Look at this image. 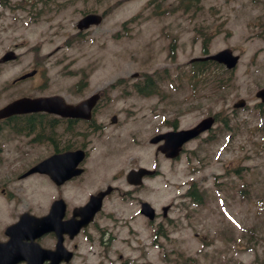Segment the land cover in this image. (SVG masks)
<instances>
[{"label": "rangeland", "instance_id": "rangeland-1", "mask_svg": "<svg viewBox=\"0 0 264 264\" xmlns=\"http://www.w3.org/2000/svg\"><path fill=\"white\" fill-rule=\"evenodd\" d=\"M11 1L27 6L12 12L0 7V53L10 43H18L21 56L16 67L9 65L0 77V108L22 96L59 94L74 101L106 90L112 102L98 114L109 125L100 142L109 144L112 155L90 160L89 174L99 168L100 177L112 184L110 176L122 168H151L155 162L160 167V175L148 180L137 196L159 210L171 202V219L152 226L138 222L140 246L127 247L128 230L118 227L108 264H120L116 259L121 253L126 264H264V108L255 97L264 87V7L253 0H200L197 15L191 17L181 11L169 12L176 0H161L160 11L166 13L160 16H155L158 8L150 0ZM107 7L109 14L102 24L77 35L76 24L83 12ZM4 26L13 27L6 32ZM208 35L209 53L224 48L242 53L229 88L222 93L224 98L212 96L209 85L203 86L209 71L195 76L189 65L192 58L201 56L202 37ZM171 44L177 47L175 59L170 57ZM35 68L38 72L32 79L2 89L5 79H13L16 71L21 75ZM141 74L153 77L157 95L136 92L133 85ZM119 83L125 86L112 87ZM239 98L246 99L247 106L235 111L233 104ZM128 111H132L130 116ZM116 112H121L119 128L110 125L109 116ZM217 112L226 122L216 125V139L190 143L181 161L155 155L156 146L149 140L170 129L171 120L187 128ZM6 141L0 142L5 149L0 160V190L6 188L20 199L18 211L32 204L39 210L41 192L52 191L50 182L43 177L41 181L40 176L27 180L11 176L27 170L28 160L36 162L46 146L34 144L29 156L15 159L18 153ZM97 141L93 136L92 142ZM90 175L87 184L91 189L69 187V193L85 199L102 185L98 179L90 180ZM192 179L202 203L184 202L177 196ZM135 201L128 202L130 209H114V218L129 219L131 215L124 211L132 213ZM182 203H188V208ZM12 219L11 212L0 205V224ZM92 233L97 237L95 230ZM96 260L93 256L90 264Z\"/></svg>", "mask_w": 264, "mask_h": 264}, {"label": "flooded vegetation", "instance_id": "flooded-vegetation-1", "mask_svg": "<svg viewBox=\"0 0 264 264\" xmlns=\"http://www.w3.org/2000/svg\"><path fill=\"white\" fill-rule=\"evenodd\" d=\"M103 14L106 13V10L102 12ZM10 50H17V45H12L5 51ZM14 65L16 67L17 65V59L16 60H9L5 63L0 62V77H4V70L7 69L9 65ZM11 79H6V81H10ZM18 73L15 72L13 76L12 83L14 85L18 84ZM45 116V124L44 127L45 131H49L46 133V140L48 145V153L46 157L51 156L52 154H61V153H68V152H74L77 150H85L86 156L89 158L91 153V145L92 144H84L82 141V132H83V124L84 120L78 119V118H65V117H53L51 118L50 115L44 114ZM87 125H95L96 120L93 118L89 122L86 123ZM0 128L4 129L6 133H10V135L17 134L19 131L22 130L23 135L29 136L35 128V116L34 114H28V115H17L8 119H4L0 121ZM16 149V147H14ZM112 179L116 181L115 185L110 187L111 193L107 195V197L104 199V206L106 205L109 197H115L114 201H119L118 205H121L124 203L123 201L126 199L133 198L137 201V204H141V200L137 196V193L141 191V189L144 187L145 183L142 185H131L128 180L126 179V175H123L121 173L113 175ZM75 181L77 180L74 179ZM69 182L65 183L63 186L58 187L56 191L53 193V195L49 198H46L43 201L44 205V212L42 215L49 217L51 206L53 202L56 200L62 199L65 202V213L64 217L62 218V222L68 221L69 219H72L74 217V212L81 208L84 205V201H82L81 195L78 193L70 194L69 191H63L65 185H67ZM100 189H98L96 192H99ZM188 194V193H185ZM183 194V197L191 199V195H185ZM128 197V198H127ZM19 204L18 202H15V205ZM183 204V203H182ZM172 208V207H171ZM135 212V209H134ZM133 212V213H134ZM132 214V213H131ZM134 217H132L130 220H128V224L131 226L136 227V224L138 222H144L145 217L140 214V208H137V212L133 214ZM164 217L163 214L159 213L156 216V219H161V217ZM76 220H79L80 217L76 216ZM108 219L111 221L110 225H114L115 221L111 217L109 213H103L101 215L100 219ZM97 223V225H95ZM99 221H94L91 223L87 228L81 230L80 232L76 234H70L65 231L61 227H58L55 231H47L43 234L39 240H37L42 247L45 249V252L47 254V259L45 261V264H50V262L53 260L59 261L60 264H72L77 260L78 257L81 256L82 253V247L86 240V231L90 229V232L92 233V230H95L96 232H99L102 235V232H106L108 234V237L103 236L101 245L104 247L105 245L109 244V239L111 237L110 228L103 224H98ZM88 241L91 243L96 242V238H94V235L89 237ZM140 238L139 234L133 233V240H136ZM60 243V247L57 250V244ZM90 243V244H91ZM138 244V242H137ZM126 246L131 247L130 242L126 241ZM68 258H70V261H67ZM25 264V263H21Z\"/></svg>", "mask_w": 264, "mask_h": 264}, {"label": "water", "instance_id": "water-1", "mask_svg": "<svg viewBox=\"0 0 264 264\" xmlns=\"http://www.w3.org/2000/svg\"><path fill=\"white\" fill-rule=\"evenodd\" d=\"M98 21H99L98 16L88 15L79 23V27L80 28L88 27L91 23H97ZM210 58L217 60L221 63H225L229 68L234 67L238 60V57L234 56L232 54V51L229 49L223 50L215 55H212L210 56ZM34 73L35 71L31 72L28 75H33ZM24 77H27V75ZM257 95L262 97L264 100V89L259 91ZM97 100H98V95H94L90 99L85 100L80 104L68 105L64 102L63 98L59 96L41 97L35 99L24 97L4 107L0 111V117H5L14 113L27 112V111H40V110H47L69 116L89 117L90 111ZM244 104H245L244 101H240L236 106H243ZM213 121H214L213 118H207L204 119L196 128L192 130L171 132L166 135L158 136L154 138L152 141L157 142L161 138H166L167 141H166V145L163 147V150L165 152L167 151L168 156H176L179 153L181 145L185 141H187L189 138L193 137L194 135L200 133L201 131L205 130L206 128L211 127ZM50 160L41 162L31 171H40V172L49 171V169L51 168ZM150 173L151 172L145 168H141L138 171L132 170L129 175L131 177L130 181L131 182L134 181L135 183H141L140 177ZM52 176L55 180L59 182H61L64 177L63 173H55V172L54 173L52 172ZM132 177H135V179L134 178L132 179ZM143 212L146 213L147 215L152 214V208L148 203H143ZM17 225L11 226L12 227L11 229L17 228ZM29 235L30 234L26 232L21 238H28ZM18 257L19 256L17 254L15 255L14 258L18 259ZM15 262L16 261L7 263L5 260H0V264H14Z\"/></svg>", "mask_w": 264, "mask_h": 264}, {"label": "trees", "instance_id": "trees-1", "mask_svg": "<svg viewBox=\"0 0 264 264\" xmlns=\"http://www.w3.org/2000/svg\"><path fill=\"white\" fill-rule=\"evenodd\" d=\"M140 91H142L140 88H139Z\"/></svg>", "mask_w": 264, "mask_h": 264}]
</instances>
